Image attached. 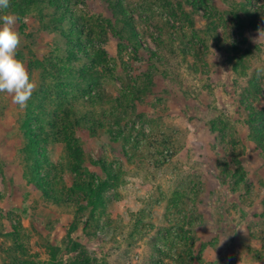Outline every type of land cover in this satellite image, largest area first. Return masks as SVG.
Returning a JSON list of instances; mask_svg holds the SVG:
<instances>
[{"label":"rangeland","instance_id":"374dc122","mask_svg":"<svg viewBox=\"0 0 264 264\" xmlns=\"http://www.w3.org/2000/svg\"><path fill=\"white\" fill-rule=\"evenodd\" d=\"M243 1L11 0L38 87L24 109L0 93V264L14 240L28 264H69L73 239L91 264H264V134L249 127L264 112V13L240 26Z\"/></svg>","mask_w":264,"mask_h":264},{"label":"trees","instance_id":"16d2710c","mask_svg":"<svg viewBox=\"0 0 264 264\" xmlns=\"http://www.w3.org/2000/svg\"><path fill=\"white\" fill-rule=\"evenodd\" d=\"M196 1H198V0H196ZM189 5H190L191 9H193L194 12H197L200 9V6H198V4L196 2L192 4V1H189ZM18 7H19V4H17L15 7H13L12 11L15 10V12H18L17 11ZM59 9L61 10L62 7H59ZM24 12H26V11H24ZM240 12H243L244 14L247 15V17H249L251 19L252 18L256 19L257 17H260L264 13V5H261V7H258L257 5L252 4V0H244L243 2L240 3L238 9H236L234 7V9L232 10V13H230L232 15L231 19H232V21H236L241 26V25H245L246 19H248V18H246V19L241 18ZM124 14L126 17V13H124ZM211 27H212L211 24L208 23L206 26V30H207L206 31V34H207L206 39L208 40V38L211 37L213 43H217V44H219L220 42L222 43L223 37L221 36V34H219L216 31L210 30ZM72 28L74 31L77 32V35H76L77 37H79V35L83 34V29L80 27L79 24L73 23ZM133 41H134V45L137 48L139 46H141V44L137 38L133 39ZM243 42H245V41H243ZM243 42L242 41H235V43L231 44L229 51L230 52H236L237 50H239L238 46L242 45ZM77 43H78V41H77ZM79 43H80V41H79ZM163 71L166 72L165 70H163ZM143 81H144V83L142 84V87H139L138 89H134V87H132L133 91H137L135 93V97L137 99H135V100L143 99L145 97V95H147V94H149V92H151V88L155 84L153 81V78L151 79V77H145V79ZM252 89L255 90V94H257L259 87L256 84H253ZM125 99L127 100L128 96H125ZM110 100H113V99H110ZM118 109H119V107H117L115 105V103L112 104L111 112L113 113V115L117 113ZM116 115L119 116V113H117ZM251 116H253V117L249 120V127H250V124L254 123L255 129H253V130H258L259 133L264 134V112L263 111L262 112L256 111ZM24 128H23V132L25 130ZM254 132H252V133L255 134ZM263 136L264 135H261V137L258 136L260 141L263 140V138H264ZM25 138H26L25 139L26 144L24 147V152H25L26 158L29 162L33 158H38L39 144H38L36 137L33 136V133L31 132V129H29V128H28V131L25 133ZM35 168L31 167V173H26L28 175V178H30V180L33 182L39 178V171H37ZM89 175H91V173H89ZM38 185H39L40 189L43 188L42 189L43 195L45 196V198L49 202H53V203H55V205L61 206V207H63V205H65V203L69 202V200L63 201L61 199L60 195L58 193H56V191H52L51 193H49L46 185H41V183ZM99 192H100V188H99V191L96 192V194L100 195ZM15 232H16V228H12V229L9 228L6 231L5 236H11L14 238ZM67 248H68V251L73 252V259H71L69 264H91V262L95 261V259H93L91 257V254H90L89 250L87 249V247H85V245L83 243H81L77 240L73 239V246L67 247ZM53 249H55V247H53ZM2 250H3V253L6 255V257L4 258L3 264H28L30 262L29 259L22 257V256H26V254L24 252V249L21 247L19 242H17L16 240H14L13 246L11 244L10 245L5 244V247L2 248ZM159 251H161V250L159 249ZM53 256H55V254H53ZM198 257L200 259V255H198Z\"/></svg>","mask_w":264,"mask_h":264},{"label":"clouds","instance_id":"9594fccd","mask_svg":"<svg viewBox=\"0 0 264 264\" xmlns=\"http://www.w3.org/2000/svg\"><path fill=\"white\" fill-rule=\"evenodd\" d=\"M10 3L11 0H0V93L9 94L13 103L24 109L38 85L17 58L21 35L15 27L17 16L7 11Z\"/></svg>","mask_w":264,"mask_h":264}]
</instances>
